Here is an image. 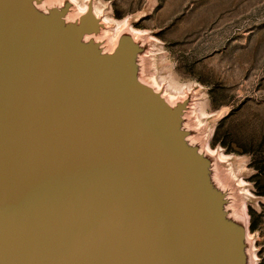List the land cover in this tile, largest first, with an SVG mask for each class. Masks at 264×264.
I'll list each match as a JSON object with an SVG mask.
<instances>
[{"label":"water","instance_id":"water-1","mask_svg":"<svg viewBox=\"0 0 264 264\" xmlns=\"http://www.w3.org/2000/svg\"><path fill=\"white\" fill-rule=\"evenodd\" d=\"M39 4L0 0V264H226L161 97Z\"/></svg>","mask_w":264,"mask_h":264},{"label":"rangeland","instance_id":"rangeland-1","mask_svg":"<svg viewBox=\"0 0 264 264\" xmlns=\"http://www.w3.org/2000/svg\"><path fill=\"white\" fill-rule=\"evenodd\" d=\"M43 1L90 22L82 52L116 54L131 87L161 97L172 161L230 242L224 263L264 264V0Z\"/></svg>","mask_w":264,"mask_h":264},{"label":"bare ground","instance_id":"bare-ground-1","mask_svg":"<svg viewBox=\"0 0 264 264\" xmlns=\"http://www.w3.org/2000/svg\"><path fill=\"white\" fill-rule=\"evenodd\" d=\"M73 2H75V3H77L78 4V0H72ZM85 2V1H84ZM79 9H80V13H83V12H85L87 9H88V4L87 3H85V4H83V5H80L79 4ZM79 13V12H78ZM95 13L96 14H98L99 12H98V8L97 7H95ZM106 18V17H105ZM104 20V19H103ZM126 20V19H125ZM110 22V21H109ZM123 26H124V24H123ZM123 26H121L122 28H123ZM116 27H117V25H116ZM120 27V28H121ZM119 28V27H118ZM118 28H117V31H118ZM121 28V29H122ZM111 29V28H110ZM132 29V28H131ZM116 30V29H115ZM119 31H121V30H119ZM114 32H116V31H114ZM132 32H134V31H132ZM136 32V31H135ZM118 33V32H117ZM135 34V33H134ZM118 36V35H117ZM88 37V36H87ZM108 37V36H107ZM86 40H88V38H85ZM108 39H110V38H108ZM107 39V40H108ZM114 41H116V40H114ZM114 41H112L113 42V45H114ZM110 44V43H109ZM151 80V79H150ZM153 84H155V83H153ZM191 89V88H190ZM164 90H166V89H164ZM174 95V94H173ZM173 97V96H172ZM175 101V100H174ZM197 102V101H196ZM212 150V149H211ZM214 151V150H213ZM212 152V151H211ZM224 154V153H223ZM220 155V154H219ZM221 157V156H220ZM226 159V158H225ZM257 257V256H256Z\"/></svg>","mask_w":264,"mask_h":264}]
</instances>
